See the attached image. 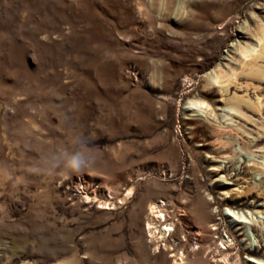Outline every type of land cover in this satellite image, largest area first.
Masks as SVG:
<instances>
[{
    "label": "rangeland",
    "instance_id": "rangeland-1",
    "mask_svg": "<svg viewBox=\"0 0 264 264\" xmlns=\"http://www.w3.org/2000/svg\"><path fill=\"white\" fill-rule=\"evenodd\" d=\"M223 259L264 264V0H0V264Z\"/></svg>",
    "mask_w": 264,
    "mask_h": 264
},
{
    "label": "clouds",
    "instance_id": "clouds-1",
    "mask_svg": "<svg viewBox=\"0 0 264 264\" xmlns=\"http://www.w3.org/2000/svg\"><path fill=\"white\" fill-rule=\"evenodd\" d=\"M76 143L78 145L77 150L72 154L57 152L46 158L41 171L52 175L57 168L73 172L91 168L95 163L94 155L85 148L86 142L82 138H77Z\"/></svg>",
    "mask_w": 264,
    "mask_h": 264
},
{
    "label": "bare ground",
    "instance_id": "bare-ground-1",
    "mask_svg": "<svg viewBox=\"0 0 264 264\" xmlns=\"http://www.w3.org/2000/svg\"><path fill=\"white\" fill-rule=\"evenodd\" d=\"M211 84L214 86L215 84H217L216 83V80H214V79H211ZM234 215V214H233ZM159 217V216H158ZM245 217V216H244ZM244 217H242V215H241V218H244ZM160 219V218H159ZM248 219V218H247ZM159 222H161L160 220H159ZM165 224H164V226H166L167 228L168 227H175V224H174V222H171L170 223V221L168 220V219H165V222H164ZM241 224H244L245 226H248V223H246V222H240ZM152 224V223H151ZM161 226H163V223L161 222ZM149 230V229H148ZM169 230H172V228H169ZM256 232H259V230H257L256 229ZM152 237V236H151ZM222 244H223V249H225V250H229L230 249V246H229V243L228 242H222ZM182 253V252H181ZM180 257V256H179ZM182 260V259H181ZM177 262V261H176ZM216 262H218V261H213L212 262V264H216ZM221 262V261H220ZM223 262H225V264H230L229 263V261H228V259H223ZM196 263V262H195Z\"/></svg>",
    "mask_w": 264,
    "mask_h": 264
},
{
    "label": "built area",
    "instance_id": "built-area-1",
    "mask_svg": "<svg viewBox=\"0 0 264 264\" xmlns=\"http://www.w3.org/2000/svg\"><path fill=\"white\" fill-rule=\"evenodd\" d=\"M162 207H163V206L158 207V210H160V211H159L160 213H162V210H161V209H163ZM163 210H164V209H163ZM163 217H164V215L161 214V218H160V219L163 221L162 223H163V226H164V224H165V223H164V222H165V218H163ZM164 227H165V226H164ZM164 230H165V229H164ZM167 231H168V230H167Z\"/></svg>",
    "mask_w": 264,
    "mask_h": 264
}]
</instances>
